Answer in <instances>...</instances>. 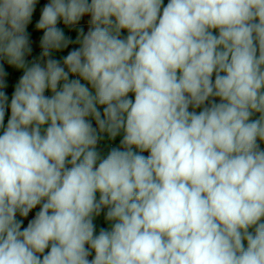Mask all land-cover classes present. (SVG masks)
<instances>
[{"label":"clouds","instance_id":"obj_1","mask_svg":"<svg viewBox=\"0 0 264 264\" xmlns=\"http://www.w3.org/2000/svg\"><path fill=\"white\" fill-rule=\"evenodd\" d=\"M0 264H264V0H0Z\"/></svg>","mask_w":264,"mask_h":264}]
</instances>
